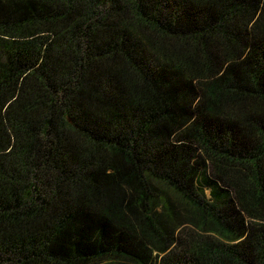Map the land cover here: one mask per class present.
Segmentation results:
<instances>
[{
	"label": "trees",
	"instance_id": "obj_1",
	"mask_svg": "<svg viewBox=\"0 0 264 264\" xmlns=\"http://www.w3.org/2000/svg\"><path fill=\"white\" fill-rule=\"evenodd\" d=\"M0 264H264V0H0Z\"/></svg>",
	"mask_w": 264,
	"mask_h": 264
}]
</instances>
